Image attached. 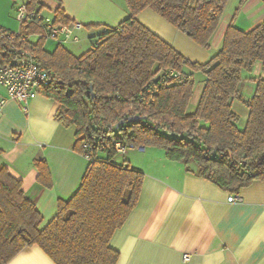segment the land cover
I'll return each mask as SVG.
<instances>
[{
	"label": "trees",
	"instance_id": "1",
	"mask_svg": "<svg viewBox=\"0 0 264 264\" xmlns=\"http://www.w3.org/2000/svg\"><path fill=\"white\" fill-rule=\"evenodd\" d=\"M125 1L129 15L90 35V46L79 55L58 41L46 49L48 37L27 17L18 30L0 25V63L12 59L2 31L25 35L34 61L49 71L40 93L57 101L55 118L74 127L73 149L82 154V140L92 133L107 143L88 160L77 190L58 199L56 214L45 224L21 180L0 164V264L34 244L56 264H116L119 252L109 240L136 205L144 176L129 161L113 159L118 140L162 148L169 160L182 162L187 171L229 192L264 179V20L246 30L231 20L218 48L197 62L135 16L150 8L209 49L227 0ZM24 4L27 12L43 10L39 0ZM54 15L68 22L60 7ZM171 70L186 76L174 77ZM197 76L202 89L191 109ZM245 76L254 86L250 96L239 91ZM234 100L248 109L243 128L237 124ZM136 115L137 120L116 125ZM34 164L37 179L50 187L45 159L35 158Z\"/></svg>",
	"mask_w": 264,
	"mask_h": 264
},
{
	"label": "crops",
	"instance_id": "2",
	"mask_svg": "<svg viewBox=\"0 0 264 264\" xmlns=\"http://www.w3.org/2000/svg\"><path fill=\"white\" fill-rule=\"evenodd\" d=\"M26 1L0 0V25L18 30L15 9ZM39 2L49 15L60 7L68 22H81L83 27L75 30L78 39L89 38L104 26H116L129 15L125 0ZM229 11L226 18L224 7L209 49L150 8L135 17L188 59L204 62L211 50L218 48L231 20L244 30L264 20V0H244L236 14ZM50 40L54 45L57 42ZM63 44L69 48L67 42ZM198 81L190 100L192 108L202 89ZM0 99V164L21 180L25 196L45 224L56 214L58 199H68L77 190L88 160L73 149L74 127L64 126L55 118L58 103L53 98L39 92L24 108L0 85ZM133 150L123 158L140 168L144 176L136 205L109 240L119 252L116 264H264V179L254 180L236 192L241 200L228 201L227 197L236 193L187 171L182 162L166 158L162 148ZM35 158L45 159L50 187L37 179ZM6 264L56 263L34 244L23 247Z\"/></svg>",
	"mask_w": 264,
	"mask_h": 264
},
{
	"label": "built area",
	"instance_id": "3",
	"mask_svg": "<svg viewBox=\"0 0 264 264\" xmlns=\"http://www.w3.org/2000/svg\"><path fill=\"white\" fill-rule=\"evenodd\" d=\"M15 17L18 21L28 18V20L37 21L43 29L44 34L58 42L65 43L69 41H77L75 30L83 27L79 21L73 20L64 22L57 20L55 15L44 14L43 11L35 10L27 12L26 5L21 3L15 9ZM5 36L6 46L12 59L9 63H0V85L6 90L7 96L20 101L24 108L28 101L40 92V88L48 84L49 71L39 67L34 61L33 52L27 46L25 35L17 31H2ZM170 74L174 77H185L186 75L180 71L171 70ZM3 99H0V104ZM108 129L113 128V124L107 125ZM107 146L106 140L102 135L92 133L82 140V155L87 159H92L95 152ZM113 148L116 152L124 154L131 148L143 150L144 145L136 146L127 140L115 141ZM228 201H239V194H230ZM184 259L188 258L187 254L183 255Z\"/></svg>",
	"mask_w": 264,
	"mask_h": 264
},
{
	"label": "rangeland",
	"instance_id": "4",
	"mask_svg": "<svg viewBox=\"0 0 264 264\" xmlns=\"http://www.w3.org/2000/svg\"><path fill=\"white\" fill-rule=\"evenodd\" d=\"M239 1L240 0H227L226 6H225V12L227 14L226 18L230 16L229 14L231 11H229V10H232L234 12L235 8L238 7ZM43 13L44 14H50V13H48V11H43ZM34 38H35V36L32 35V39H34ZM67 43H68L67 45L69 47L68 49L72 50L74 53L82 52L83 50L87 49L90 46V41H89V38H87V37H83L81 39H78L77 41H75V43H72V41H69ZM53 46H54V41L47 39L45 42V48L51 50L53 48ZM213 52H214V50H211V54H213ZM255 70H256V68H255ZM257 72H259V70H257L255 73H257ZM196 78H197V80H199L198 76ZM197 82H199V81H197ZM253 87H254L253 83L250 81L248 76H245L243 78V80L241 81V84L239 85V91L246 96H250L253 92ZM232 108L239 115V120L237 123L239 128H243V126L245 124L246 117H247V112H248L247 107L244 104H242L240 101L234 100L233 104H232ZM128 151H134V150L129 149ZM124 156H125V154L116 153L113 156V159L116 162H123L124 160L129 161L127 158H123Z\"/></svg>",
	"mask_w": 264,
	"mask_h": 264
},
{
	"label": "water",
	"instance_id": "5",
	"mask_svg": "<svg viewBox=\"0 0 264 264\" xmlns=\"http://www.w3.org/2000/svg\"><path fill=\"white\" fill-rule=\"evenodd\" d=\"M137 119H138L137 115L136 116H129L127 118L119 120L116 125L118 126L120 123H123L126 120L133 121V120H137Z\"/></svg>",
	"mask_w": 264,
	"mask_h": 264
}]
</instances>
